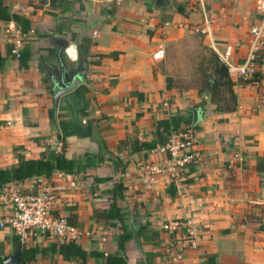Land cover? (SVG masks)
Instances as JSON below:
<instances>
[{"label": "crops", "instance_id": "0c3cea01", "mask_svg": "<svg viewBox=\"0 0 264 264\" xmlns=\"http://www.w3.org/2000/svg\"><path fill=\"white\" fill-rule=\"evenodd\" d=\"M3 2L11 19L0 20V169L63 152L83 170L56 171L1 192L52 189L58 199L53 213L75 217L81 236L72 241L89 254L116 253L113 237L121 231L104 219L115 203L132 233L126 264H264V214L253 203L262 195L264 174V44L256 84L228 73L234 110L223 111L224 86L220 102L211 101L213 58L223 64L219 53L231 46L232 63L242 64L253 47L251 29L264 28L256 0ZM207 18L211 32L203 35ZM11 22L14 36L5 33ZM15 37L24 59L11 51ZM163 45V59L153 57ZM60 60L78 66L85 80L54 108L50 78ZM175 117L182 122L178 129H193L195 161L175 178L137 174L138 166L165 158L156 151L168 134L161 123ZM87 156L93 167L85 166ZM116 182L123 183L122 197L114 195ZM187 220L198 227L194 247L186 228L163 230ZM15 237L0 231L3 264L17 252ZM53 243L58 239L34 234L22 245ZM101 261L46 253L28 264Z\"/></svg>", "mask_w": 264, "mask_h": 264}, {"label": "built area", "instance_id": "2783aa9c", "mask_svg": "<svg viewBox=\"0 0 264 264\" xmlns=\"http://www.w3.org/2000/svg\"><path fill=\"white\" fill-rule=\"evenodd\" d=\"M256 9L264 17V0H256ZM211 20L206 19L203 29L199 33L210 34ZM15 27L11 22L5 29V33L14 36ZM252 49L244 59L242 64L232 63V47L227 46L223 52L219 53L224 66L229 74H235L238 80L246 83H257V67L255 61L257 54L264 44L263 26H254L251 31ZM22 46L19 37L13 39V53L17 56ZM166 46L163 45L153 53V57L163 59ZM195 136L193 129L180 128L169 133L166 141L156 151L165 155L159 162L138 166L136 171L139 175L153 176L167 174L171 178L177 177L182 170L192 164L196 158L194 150ZM262 195L253 203L259 211L264 214V174L260 178ZM73 185V182H71ZM58 199L54 191L50 188H43L33 194H23L17 190H4L0 192V231L10 230L24 243L34 234L49 235L58 239L59 243L72 241L81 236L80 228L73 226L65 216L55 215ZM181 228H186L187 239L194 247L198 233V227L192 221H173L163 225V230L168 234L176 233ZM104 241V240H102ZM180 256H177V259Z\"/></svg>", "mask_w": 264, "mask_h": 264}, {"label": "trees", "instance_id": "16d2710c", "mask_svg": "<svg viewBox=\"0 0 264 264\" xmlns=\"http://www.w3.org/2000/svg\"><path fill=\"white\" fill-rule=\"evenodd\" d=\"M10 19L11 17L8 8L4 6L3 0H0V20L9 21ZM11 51L13 52V49ZM14 56L19 59H24V56L21 51H19L17 56L15 54ZM213 59L214 86L213 92L211 94V101L214 104L216 102H220V97L218 96V93L220 87L224 86L226 92H228V98L225 102V105L227 107L223 108V111H233L235 97L231 89L232 83L230 81L227 68L219 62L218 58ZM207 85L210 86L208 80ZM179 119L180 118L178 117L170 118L167 121L161 123V126L164 127V129L168 133L167 137L169 133L178 129V127L182 123ZM186 123H188L187 126H189L190 122H185V124ZM85 158L87 159L85 166L93 167L94 164H92V159L88 156ZM81 170H83V167H81L80 163L68 160L64 156L63 152H53L47 159H31L19 161L9 168L0 169V192L9 184H21L27 180H32L36 178L48 179L56 171L63 172L68 175H73L77 172H80ZM113 190L115 196L122 197L123 183L116 182ZM94 214L95 217L98 219L99 213L95 212ZM124 217V213L121 212L120 208H118L115 203L111 204L109 210L104 213L105 222H109L110 228H118L121 231L120 234H117L113 237L115 244L117 245V251L114 254L105 255L97 252L89 254L85 252L82 247L74 241H67L64 243H53L50 244L48 247H44L41 249L36 247L25 248L18 237L14 238L15 251L21 252L20 264H28L29 262L34 261L38 254H42L44 256L46 253L58 254L62 256L63 259L66 261H84L87 259V257H92L96 260H102L100 264H126L125 244L127 241L132 239V233L128 229L127 225L124 224ZM69 223L73 226L78 227L74 216H69ZM147 227L148 224H145L141 227V230H146ZM3 261V259H0V264H3Z\"/></svg>", "mask_w": 264, "mask_h": 264}, {"label": "water", "instance_id": "95a60500", "mask_svg": "<svg viewBox=\"0 0 264 264\" xmlns=\"http://www.w3.org/2000/svg\"><path fill=\"white\" fill-rule=\"evenodd\" d=\"M161 0H157V3ZM84 74L80 73V68L78 66H71L69 63H64L59 61V66L56 71H54L53 76L50 78L51 90L53 94V105L54 108L57 107L59 98L73 90L78 84L82 83L85 79ZM210 82L213 83V79L210 78ZM211 91L212 89L209 88ZM194 121L197 118V111L193 110ZM135 238L137 234L134 232ZM21 252H15L10 256L4 264H20Z\"/></svg>", "mask_w": 264, "mask_h": 264}, {"label": "rangeland", "instance_id": "374dc122", "mask_svg": "<svg viewBox=\"0 0 264 264\" xmlns=\"http://www.w3.org/2000/svg\"><path fill=\"white\" fill-rule=\"evenodd\" d=\"M209 58H210V57H209ZM203 89L206 91V84H204ZM220 91L223 92V93H225V91H226L225 87H221ZM225 96L227 97L226 94H225ZM226 97H225V98H226ZM17 191H18V190H17ZM19 192L22 193V191H19Z\"/></svg>", "mask_w": 264, "mask_h": 264}]
</instances>
